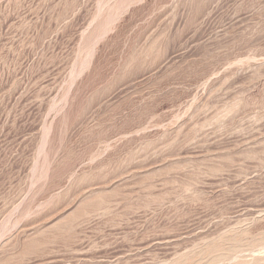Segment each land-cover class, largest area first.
I'll return each instance as SVG.
<instances>
[{
  "label": "rangeland",
  "instance_id": "obj_1",
  "mask_svg": "<svg viewBox=\"0 0 264 264\" xmlns=\"http://www.w3.org/2000/svg\"><path fill=\"white\" fill-rule=\"evenodd\" d=\"M0 264H264V0H0Z\"/></svg>",
  "mask_w": 264,
  "mask_h": 264
}]
</instances>
